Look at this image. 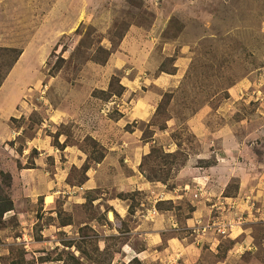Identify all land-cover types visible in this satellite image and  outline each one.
<instances>
[{
    "label": "rangeland",
    "instance_id": "rangeland-1",
    "mask_svg": "<svg viewBox=\"0 0 264 264\" xmlns=\"http://www.w3.org/2000/svg\"><path fill=\"white\" fill-rule=\"evenodd\" d=\"M3 85L0 264H264V0H0Z\"/></svg>",
    "mask_w": 264,
    "mask_h": 264
},
{
    "label": "crops",
    "instance_id": "crops-1",
    "mask_svg": "<svg viewBox=\"0 0 264 264\" xmlns=\"http://www.w3.org/2000/svg\"><path fill=\"white\" fill-rule=\"evenodd\" d=\"M16 66H18L17 68L16 67H14L12 70H11V72L16 68V70H15V73H14V75H12V78L15 76V78H17L16 76H17V71L21 68L20 67V64H16ZM10 72V73H11ZM9 85H6L5 87H4V85L1 87V90H0V93L2 92V89H3V92H5V90L7 89V87H8ZM10 89H11V87H10ZM9 89V93H12V90H10ZM9 102V101H8ZM2 124H3V122L0 120V137H1V135H2V133H3V131H1L2 129H1V127H2ZM129 177H131V179H133L134 177H133V174L131 175V176H129ZM143 187V186H142ZM143 189H145L144 187H143ZM110 211V210H109ZM111 212L113 213V214H117V212H116V210H112L111 209ZM124 212L125 211H123V214L122 215H124ZM117 215H119V214H117ZM153 226H152V228L151 229H154V227H156V228H158L159 226H157L158 225V223H156V224H152ZM160 226H162L161 225V223H160ZM171 230H173V229H171ZM165 231V230H164ZM160 232V231H159ZM162 232V231H161ZM164 233V232H163ZM148 236H152V237H154V236H158L159 234H157L156 233V231H152V233H148L147 234ZM160 237H162L163 238V241H166L167 242V245H166V247H165V250L169 253V252H171V250L173 249H175L180 243H179V241L177 240V239H165V237L162 235V233H160V235H159ZM126 247L128 246V245H125ZM241 246H245L246 247V251H250V245L245 241L244 242V245L242 244ZM148 248H151V246H149L148 244H146V247L144 248V249H141V250H139L138 252L137 251H134V250H131L132 251V254L133 255H135V256H133L132 257V259H138L139 260V262H141V260H140V257L141 256H143V255H145L146 253H148ZM127 249H130V247H128ZM163 250H164V248H163ZM125 255V254H124Z\"/></svg>",
    "mask_w": 264,
    "mask_h": 264
},
{
    "label": "built area",
    "instance_id": "built-area-1",
    "mask_svg": "<svg viewBox=\"0 0 264 264\" xmlns=\"http://www.w3.org/2000/svg\"><path fill=\"white\" fill-rule=\"evenodd\" d=\"M218 227H220V228L217 229V233H219L221 235H224L226 232H228V233L230 232V231H226V227L232 228V226H230V225H227V226H219L218 225Z\"/></svg>",
    "mask_w": 264,
    "mask_h": 264
},
{
    "label": "trees",
    "instance_id": "trees-1",
    "mask_svg": "<svg viewBox=\"0 0 264 264\" xmlns=\"http://www.w3.org/2000/svg\"><path fill=\"white\" fill-rule=\"evenodd\" d=\"M14 62H15V61H14ZM14 62H13V63H14ZM12 66H13V65H12ZM10 68H12V67H10ZM9 210H10L9 208H4V209L1 210V214H2L4 211L8 212ZM1 214H0V215H1Z\"/></svg>",
    "mask_w": 264,
    "mask_h": 264
}]
</instances>
